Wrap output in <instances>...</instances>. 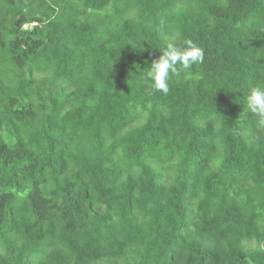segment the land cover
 Wrapping results in <instances>:
<instances>
[{
	"label": "trees",
	"instance_id": "16d2710c",
	"mask_svg": "<svg viewBox=\"0 0 264 264\" xmlns=\"http://www.w3.org/2000/svg\"><path fill=\"white\" fill-rule=\"evenodd\" d=\"M0 264H264V0H0Z\"/></svg>",
	"mask_w": 264,
	"mask_h": 264
}]
</instances>
